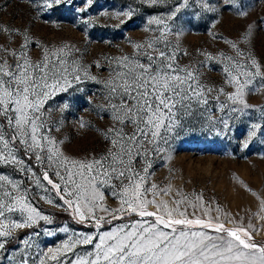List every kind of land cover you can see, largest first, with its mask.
<instances>
[{
    "label": "snow or ice",
    "instance_id": "snow-or-ice-1",
    "mask_svg": "<svg viewBox=\"0 0 264 264\" xmlns=\"http://www.w3.org/2000/svg\"><path fill=\"white\" fill-rule=\"evenodd\" d=\"M72 2L45 0V6L50 10L62 4L71 6ZM92 2L87 0L88 5ZM145 2L155 5L161 0ZM187 2L178 0L166 17L149 19L148 24L157 27L144 30L156 34L133 44L134 54L115 58V66L104 80H97L75 59L69 60L64 48L44 49L40 59H31L27 33L22 34L24 42L19 49L11 52L8 48L0 49V166L15 169L25 177L22 180L0 174V238L12 236L16 229L31 228L39 221L52 224V217L43 214L32 198L53 204L48 196L55 190L73 210L75 219L81 223L91 221L96 228L107 222L105 215H96L97 208L113 219L117 213L141 217V221L114 232L99 233L94 253L70 264H264V244L255 242L249 231L251 225L237 226L235 221H221L219 215L208 219L207 209L202 217H196L195 211L189 215L180 210L182 201L173 200V206L169 207L168 202L157 201L158 186L155 183L148 186L150 157L163 151L162 143H168L182 115L193 103H207L200 69L180 62L182 33L174 31L168 23ZM220 2L225 3V10L236 7V0H218L215 6L212 0H201L200 7L202 12H216ZM133 15L130 8L112 13L111 18L124 24ZM237 15L245 13L238 11ZM251 27L237 41H225L237 53L236 57L224 58L226 82L234 88L227 94V100L242 105L241 112L251 107L245 101L246 90L255 87L256 78L264 80V64L258 63L248 47ZM4 31L13 34L12 30ZM170 36L176 37L175 45ZM5 54L11 56L12 63ZM85 80L104 85L102 109L109 113L111 123L106 129L97 130L107 142L105 151L77 159L63 151L64 141L55 135L59 127L50 123L45 104L56 93L66 92L74 83L82 84ZM63 107L69 104L65 102ZM86 126L81 121L80 127ZM224 126L228 127L226 120ZM254 135L255 132L249 133V137ZM104 186L114 190L113 195L120 201L118 208L101 205ZM33 187L36 191H31ZM169 190L160 189L164 194ZM149 195L153 198L149 199ZM197 199L203 206L204 201ZM192 206L195 210V205ZM17 212L18 220L10 217L9 214ZM145 217H154V222L143 221ZM229 222L232 227L226 226ZM60 231L67 233L69 228L65 226ZM93 241L91 234L75 233L68 236L62 249L49 248L45 255L50 253L49 258L56 260L58 253L66 254L78 244ZM4 248L5 242H0V249ZM41 264L45 262L42 260Z\"/></svg>",
    "mask_w": 264,
    "mask_h": 264
},
{
    "label": "rangeland",
    "instance_id": "rangeland-1",
    "mask_svg": "<svg viewBox=\"0 0 264 264\" xmlns=\"http://www.w3.org/2000/svg\"><path fill=\"white\" fill-rule=\"evenodd\" d=\"M177 2L161 0L151 5L145 0H93L88 5L87 0H73L71 6L62 4L49 10L45 0H0V49L8 48L9 52L19 49L24 42L22 34L27 33L31 59H40L44 49L64 48L69 60L75 59L97 80H104L115 66V58L134 54L133 44L156 34L144 30L157 27L149 25L148 20L154 16L166 17ZM200 2L188 0L187 6L168 23L174 31L182 33L179 37L180 62L194 64L200 69L207 103H193L182 115L168 143H162L163 151L150 157L148 186L155 183L159 192L157 201L168 202L169 207L173 206V200L182 201L180 210H186L189 215L195 211L196 217H202L207 209L208 219L219 215L221 221H235L237 226L251 225L249 231L255 242L264 244V88L261 87L264 80L256 78L255 87L246 90L245 101L251 107L241 112L242 105H233L227 100V94L234 88L226 82L223 71L224 58L237 56L225 41H237L249 31L250 25L252 35L248 47L255 53L258 63L264 64V0H236V7L228 10H225V3L220 2L217 11L210 13L202 12ZM212 3L215 6L218 0ZM80 8L85 10L78 11ZM130 8L134 15L124 24L111 18L112 13ZM238 11L245 15H237ZM4 29L12 30L13 34ZM169 39L176 44L175 36ZM241 48L243 50V45ZM5 55L12 63L11 56ZM105 91L103 84L85 80L82 84L74 83L66 92L56 93L46 102L49 121L59 127L55 135L64 141L62 148L69 156L82 159L105 151L107 142L97 131L106 129L111 123L109 113L102 109ZM65 102L69 107H63ZM81 121L87 126L80 127ZM254 124L259 127L253 129ZM250 132L255 135L249 137ZM0 174L25 179L7 166H0ZM160 189L170 190L164 194ZM31 191L36 189L33 187ZM113 191L111 186L101 188L102 206L110 209L120 206ZM197 197L204 201L203 206ZM48 198L54 203L48 204L38 197H33L32 202L43 214L51 216L53 223L39 221L31 228L16 229L12 236L0 238V242H5V248L0 249V264H41L42 260L45 264H70L94 253L99 233L114 232L124 225L141 221L135 214L117 213V218L113 219L97 208L96 215H105L107 222L96 228L91 221L81 223L75 219L73 210L55 190ZM148 198L153 197L149 195ZM149 210L155 211L154 208ZM9 215L17 220L20 216L19 212ZM154 219L145 217L143 221L152 223ZM65 226L69 228L67 233L60 231ZM226 226L233 224L229 222ZM75 233L91 234L93 244H78L66 254L58 253L56 260L49 258L50 253L45 255L49 248L62 249L68 236Z\"/></svg>",
    "mask_w": 264,
    "mask_h": 264
}]
</instances>
